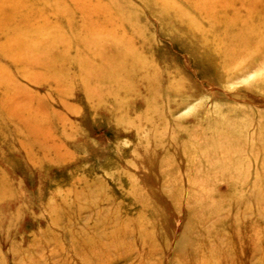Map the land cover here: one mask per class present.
Segmentation results:
<instances>
[{
    "label": "rangeland",
    "instance_id": "1",
    "mask_svg": "<svg viewBox=\"0 0 264 264\" xmlns=\"http://www.w3.org/2000/svg\"><path fill=\"white\" fill-rule=\"evenodd\" d=\"M261 104L264 0H0V264H264Z\"/></svg>",
    "mask_w": 264,
    "mask_h": 264
},
{
    "label": "bare ground",
    "instance_id": "2",
    "mask_svg": "<svg viewBox=\"0 0 264 264\" xmlns=\"http://www.w3.org/2000/svg\"><path fill=\"white\" fill-rule=\"evenodd\" d=\"M221 33H222V36L224 37L223 39H224V42L226 44L230 43L231 42V39H233V41L236 40V39H239L238 38V35L239 34H235V33L229 32L227 29H225L223 32L221 31ZM180 49L184 52L185 55L187 54L186 56H188L191 60L194 61L192 54H190L192 51L186 50L184 47H180ZM228 52L229 53H232V52H230V50H228V47L227 46L223 45V47H221L219 49L218 48L215 49V52L213 53V55L215 57L226 58L228 56V54H229ZM230 55H232V54H230ZM210 57H213L212 54H210V56L208 57V60H209ZM202 61L203 60H201V62ZM194 63H195V61H194ZM229 73L230 72H228V74ZM227 79H229V78H227ZM148 105H149V103H148ZM260 107H264V104H261ZM179 233H180L178 235L179 237L178 238H175V236L172 235L170 228L168 229V227H167L165 230H163L162 231V234H163V237L162 238L165 239V243H163L161 245V247H160L161 248V251H167L168 249H177V250L183 249V251H185V257H184L185 258L184 259V262L185 263H189V264H212V259H214V257H212L211 260H209V261L206 260V256H209V257L212 256V249H210L208 247H200V244H199L200 239L194 241L193 239H191L190 235H188V231H186V230H183L182 229L180 231V229H179ZM175 240H178V243L179 244L174 245ZM180 242H181V244H180Z\"/></svg>",
    "mask_w": 264,
    "mask_h": 264
}]
</instances>
